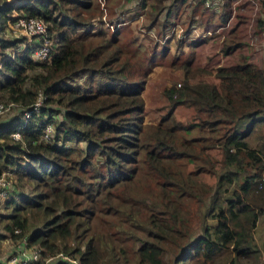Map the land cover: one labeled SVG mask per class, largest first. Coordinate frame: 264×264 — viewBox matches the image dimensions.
<instances>
[{
	"label": "trees",
	"instance_id": "obj_1",
	"mask_svg": "<svg viewBox=\"0 0 264 264\" xmlns=\"http://www.w3.org/2000/svg\"><path fill=\"white\" fill-rule=\"evenodd\" d=\"M152 1L154 21L160 14L166 21L180 6L189 4L188 0ZM230 1L196 0L195 8L200 4L221 7L220 20L224 21ZM136 4L142 8L147 0H136ZM89 7V0H0V102L17 110L0 122V178L5 175L11 186L2 202L7 211L0 217L2 229L18 248L39 250L36 264H256L260 257L264 264V138L256 135L254 146L248 140L264 125V69L244 60L217 66V84L190 85L183 78L170 83L163 90L170 113L150 128L144 140L148 127L139 97L141 82H128L123 62L119 70L105 68L106 59L102 66H91L95 57L110 50V56L117 57L119 49L112 47L110 36L99 35L92 43L81 42L77 35L80 27L84 29L81 35L89 33L88 21L81 16ZM12 10L18 17L44 23L54 46L46 59H33L29 45L15 52L25 37L7 36ZM262 25L264 16L257 19V26ZM236 28L237 23L228 33ZM238 45L227 46L223 55ZM188 66L189 62L182 64V72ZM38 94L40 105L33 108ZM180 105L190 107L197 116L187 132L195 127L203 133L199 140H212L205 160L202 155L193 159L187 148L182 154L172 141L173 128H181V122L171 113ZM24 112H28L26 119ZM169 121L170 127L163 126ZM14 132L17 140L11 136ZM163 152L198 163L215 161L207 170L213 184L200 200H193L204 211L195 207L197 212L184 222L181 202L182 197L192 199L190 187L165 165ZM138 157L155 189L151 207L144 208L143 222L132 210L121 212L120 202L107 192L132 179ZM90 171L94 175L91 184L86 183L92 177ZM26 184L32 187L29 196ZM74 185L84 190H71ZM103 196L111 205L107 215L118 214L117 218L129 221L126 230L118 226L119 232L133 235L139 229L136 223L142 224L130 259L112 240L107 241L108 234L101 236L93 228L89 232L98 213L93 204L106 203ZM258 227L262 241L255 239ZM81 238L86 240L83 244L69 242Z\"/></svg>",
	"mask_w": 264,
	"mask_h": 264
},
{
	"label": "rangeland",
	"instance_id": "obj_2",
	"mask_svg": "<svg viewBox=\"0 0 264 264\" xmlns=\"http://www.w3.org/2000/svg\"><path fill=\"white\" fill-rule=\"evenodd\" d=\"M20 1L14 0L16 3ZM89 1V9L82 10L81 13L83 19L88 21L86 24L90 28L89 33L81 35L84 29L80 27L77 35L81 42L90 41L92 43L100 39L99 35L110 36L115 44L112 47L119 49L117 57L116 55L111 57L112 51L110 50L101 57H95L91 66L93 68L102 66L100 63L106 59L108 63L103 64L105 68L119 70L123 62L125 66L127 65L124 73L128 77V82L131 84L141 82L142 90L139 97L144 107L143 122L148 127L144 130V140L148 138L150 128L154 127L158 121L160 122L163 115L170 113L169 102L163 93L164 88L170 83L181 82L183 78L190 85L199 82L217 84L214 78V70L217 66H229L244 60L257 68L264 69V25L257 26V19L263 20L264 16V6H261V0H231L230 12L224 21L220 20L221 7L212 9L200 4L195 8L196 0H188V6H180L179 11L171 15L166 21L162 18V14L155 21L152 19L153 10L151 6L154 4L152 0H147V4L142 8L136 4V0ZM12 13H16V11L12 10L8 13L7 24L10 22L9 19L14 16ZM54 14L57 15V12ZM236 23L237 28L229 34L228 31ZM114 31H117V34H112ZM6 33L8 37L14 36L11 31L6 30ZM19 35L22 34L17 36ZM234 44L239 45L228 55H223L224 49ZM22 49L23 45L19 43L15 52ZM188 62V71L182 72L181 65ZM27 74L30 73L27 72ZM40 101V94H38L35 104L40 105ZM35 107L33 106V108ZM16 112L15 106L12 105L7 112L0 115V122L11 118ZM171 114L175 121L181 122V128L176 130L173 128L172 141L177 150L183 154L189 149L194 155L193 159H198L199 155H202L203 160H205L207 148L212 140L209 143L199 140L203 133H199L195 127L190 128L189 132L186 130L195 122L197 116L190 107L184 105L176 106ZM170 125V121L163 124L167 127ZM256 135L264 138V125H261L249 136L248 140L252 146L256 145ZM209 151L211 155L215 154L213 148L210 147ZM163 154H165L163 161L169 170L179 175L183 183L185 182L190 187L192 199L184 200L182 197L181 202L180 216L184 222L189 214L193 217L194 213L197 212L194 210L195 207H200L193 200H200L199 198L203 197L207 191V186L213 184L214 178L211 173H207V170L215 161L213 159L212 163H205L204 161L198 163L182 155L168 152H163ZM146 171L144 162L138 157L132 179L117 186L112 191H107L110 194L113 193L114 199L120 202L118 209L121 212L132 210L135 218L141 222H143V216H146L144 208L151 207L149 200L155 192L148 177L150 174L148 175ZM90 175L92 177L87 180L86 176L82 178L84 181L86 180V183L91 184L94 175L92 172ZM24 189L29 196L32 187L26 184ZM70 189L81 192L84 190L77 185L70 187ZM103 197L106 203L101 202L100 205L95 206L93 204L94 210H97L98 213L97 218L90 224L89 232L91 233L93 228L96 234L101 236L108 234L109 239L107 241L112 240L114 245L120 248L130 259L135 251L136 238L142 234V227H140L142 224L136 223L139 229L133 235L128 232H119L118 226L126 230L129 221L124 220L123 217H121L122 219L117 218L118 214L107 215V208L111 205L106 201V196ZM78 198L85 203L81 197ZM5 200H0V217L7 214L3 208L5 204L2 203ZM84 206H89V204H84ZM200 208L202 209L198 212L201 213L204 209L203 207ZM2 225L3 222L0 220V234L4 236L0 239V257L6 256L7 252H11L12 248L15 249V245H17L2 229ZM175 239L177 240L178 237ZM255 239L257 241L263 240L260 227L255 231ZM85 241L84 238H81L69 242L71 244H83ZM34 250L38 249L23 246L16 253H13L14 255L27 251L31 253ZM108 252L106 251L105 254ZM261 255L263 254L261 253ZM24 258L28 257L24 255L22 258H14L10 261L17 263ZM49 263L50 261L47 262V264ZM260 263L261 257L256 264Z\"/></svg>",
	"mask_w": 264,
	"mask_h": 264
},
{
	"label": "built area",
	"instance_id": "obj_3",
	"mask_svg": "<svg viewBox=\"0 0 264 264\" xmlns=\"http://www.w3.org/2000/svg\"><path fill=\"white\" fill-rule=\"evenodd\" d=\"M205 4L207 5L208 3L205 1ZM12 14H14V16L9 19V31H11L14 36L21 33L25 37L23 48L27 45L30 46L32 49L33 59H46L49 55L48 53L50 52L51 47L54 46L52 45L53 40L49 39L48 35H46V27L44 23L38 18L30 17L25 19L18 17L17 13ZM33 36L35 37L34 41L32 40ZM36 40L39 42L38 45L35 44ZM11 106L12 104L10 103L5 104L0 102V115L7 112ZM34 106H37V104ZM27 113L28 112L23 113L25 119L28 117ZM46 130L49 132V128H46ZM47 135H45V138ZM11 136L14 140H17L19 137L17 132L12 133ZM10 191V181L5 175H3L0 178V200L8 198ZM38 261V250H34L30 253V258H24L17 263L9 261L5 264H36Z\"/></svg>",
	"mask_w": 264,
	"mask_h": 264
},
{
	"label": "crops",
	"instance_id": "obj_4",
	"mask_svg": "<svg viewBox=\"0 0 264 264\" xmlns=\"http://www.w3.org/2000/svg\"><path fill=\"white\" fill-rule=\"evenodd\" d=\"M3 240H4V239H3ZM18 246H19V245H15V249L12 248L11 252L8 251L6 256H1V257H0V263H1V264H5V263L9 262L11 259H14V258L19 259V258L24 257V255H26L28 258H30V253H29L28 251H27V252H20V253L14 255L13 252L16 253L17 250H20V249L22 248V246H21L20 248H18ZM24 247H25V246H24ZM25 248H26V247H25ZM13 249H14V250H13ZM20 256H22V257H20Z\"/></svg>",
	"mask_w": 264,
	"mask_h": 264
}]
</instances>
